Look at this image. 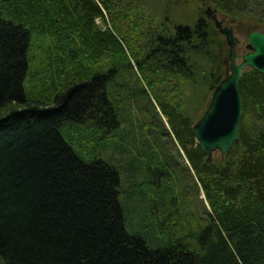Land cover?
Listing matches in <instances>:
<instances>
[{
	"label": "trees",
	"instance_id": "1",
	"mask_svg": "<svg viewBox=\"0 0 264 264\" xmlns=\"http://www.w3.org/2000/svg\"><path fill=\"white\" fill-rule=\"evenodd\" d=\"M209 1L236 19L249 17L264 24V0ZM103 2L0 0V110L25 100L23 85L28 76H35L33 81L39 79L27 58L30 36L35 38L33 42L40 41L44 51L58 49L65 55L68 46L87 50V64L79 59L80 66L73 71L66 63L56 71L47 69L48 77L59 75L63 81L80 74L86 77V65L89 67L94 56L128 58L118 69L119 82L111 86L108 95L98 89L103 78L98 77L95 82L85 81L58 94L55 107H34L8 114L0 121V264H264V74L246 70L240 83L245 115L240 141L225 158L218 157L206 165L219 169L209 181L197 166L200 155L204 160L206 156L195 141L193 127L208 94L228 76L229 48L224 36L203 16L193 24H177L172 30L166 17V23L150 27L148 20L137 16L144 29L142 40L133 39V47L130 39L124 40V46L113 36L115 33L119 38L123 32L119 23L106 30L96 24L98 18L106 20L108 3ZM124 22L128 24L124 18L121 26ZM130 35L135 37L132 32ZM49 54L46 52V62L53 61ZM130 60L155 94L161 77L171 80L180 72L192 96L186 105L188 112L182 103L171 107L160 98L154 104L148 97L137 96L145 89ZM59 86L64 90V82ZM88 103L100 111L88 123L85 120L97 138L96 129L113 133L121 124L118 114L129 119L131 109L139 107L145 132L155 138L174 139L181 146L190 142L192 149L186 155L200 182L179 184L180 192H195L198 207L193 210L192 203L181 199L180 206L171 207L173 202L166 200V195L172 186L159 193L158 202L150 194L152 185L149 191L141 190V184L125 191L120 159L117 163L100 159L95 164L77 159L64 145L57 127L66 119H78ZM158 106L168 119L171 133L163 126ZM250 114L258 120L253 127L247 124ZM146 116L150 122L145 121ZM113 134L112 152H130L124 169L129 167L136 181L145 179L144 169L138 166L143 161L134 158L143 151L133 148V135L123 129ZM129 142L127 149L124 143ZM96 144L103 146L99 140ZM200 189L206 201L200 199ZM180 195L185 197L186 193ZM153 208L166 210V220L173 225L166 228L175 233L165 235L159 224L142 231L130 220L133 215H147L149 219L145 209ZM174 209L176 214L185 210L186 224L178 223L176 214L169 213ZM140 232L147 233L149 241L159 236L165 247L149 250Z\"/></svg>",
	"mask_w": 264,
	"mask_h": 264
},
{
	"label": "bare ground",
	"instance_id": "2",
	"mask_svg": "<svg viewBox=\"0 0 264 264\" xmlns=\"http://www.w3.org/2000/svg\"><path fill=\"white\" fill-rule=\"evenodd\" d=\"M98 1L104 3L103 0H98ZM120 3L129 4V1L122 0L120 1ZM104 12H107V9L106 10L104 9ZM97 20H101V18H98ZM97 26L99 27V29H103L102 27L99 26V24H97ZM113 36L116 39H118L119 42L122 43V45L126 46V41L124 40H127V39L125 38L122 32H119V38L116 36L115 33H113ZM29 40L30 41H29V46L27 48V58H28V62L30 66H34V65L36 66V64H38V61L41 60V58L39 57L46 55V52L50 53L49 57L53 60L52 62H48V64L46 63V65L48 66L50 70H55V71L59 70L60 68L58 66L59 65L61 66L63 63H66L68 64L66 68L73 71L79 68L80 66V63L78 61L79 59L82 60V63L84 65L87 64L86 63L87 50L81 46L79 47L78 46L76 47L68 46L66 47L67 53L65 55H62L60 51H58V49H51L50 51L42 50V47L40 46V44H38V42L40 41L36 43L33 42L35 38L32 36H30ZM114 59L115 60H113L112 58L110 60L109 57L104 56V55L94 56L93 59L90 60L89 67L86 65L87 67L86 77L84 76V74H80L79 76L71 77L65 81H63V79L59 75H57V77L54 75L53 78H51L47 76L46 74L47 71H41L42 77L39 75L38 81L37 80L33 81L31 86H30V83H28V80L25 81L23 85L24 91H25L24 92L25 100H23L22 102H13L12 105H9L8 107L2 108L0 110V121L4 120L8 114L20 113L23 111H27L28 109H32L34 107H38L39 109L43 107L48 108V106L55 107L56 103L54 101H57L56 97L58 94H60L61 92H64L67 88H73L77 86L78 84L85 82V81L95 82L96 80H98V77H103L102 82L100 83V85H98V89L100 88V90L101 89L104 90L103 93L108 95L110 93L111 86H114V84H117V82H119L118 77H117L118 69L126 62V59L128 58H124V56H115ZM129 64L132 65L134 72L138 74L142 82V87L143 89H145V93L144 92L141 93V90H139L137 92V96L141 98L148 97L150 102L152 101L154 104H156V100L158 101V98H160L164 100V103H166V105H170L171 107H175L177 105L180 106V102L178 104L177 102H170V100H168L169 97L172 96L171 90L173 89V88L169 89L170 85L172 84L169 78L165 76L160 78L161 85H159V87L156 88L157 92L155 94L153 90L151 89L150 84L147 83V81L142 76H140V72L138 70V67L134 63V61L130 60ZM62 82H64V85H65L64 90L63 88L59 86L61 85ZM56 88H57V92L54 91L56 90ZM216 88L212 91L211 100L213 99V94L216 91ZM159 89L161 90L160 93H162L163 97L168 98V99L162 98L161 94H159ZM123 92H125V90ZM157 108H158L159 116L161 117V120L163 122L164 128L169 130V132L171 133V129H170L167 117L161 112L159 106ZM208 108L205 110V112L208 110ZM138 109L139 107H133L131 109L132 112L130 114L129 119L126 118L124 115L120 116L118 114V117L121 120V124L118 126L117 129H114L113 133H115V131L117 130L119 131L120 129H123V130L130 132L133 135V144L135 145L133 148L134 149L139 148L141 152L143 151V153L141 154L139 153L135 155L134 158L140 159L143 161V163L138 166L141 169H144L145 172L143 173L146 177H147V172L148 173L150 172L151 178H152V173H153L154 178H153L152 184H154L156 179L161 175H162L161 177H163V175H166V176L168 175L170 180H173V182L171 183L172 189L166 195L167 196L166 200H168L171 198V197L169 198V196L174 194L176 187H178L179 190H181V186L179 184L180 182H184V181L187 182V180H190L194 183L200 182L199 173L197 172V170H195L190 165V161L186 155V153L192 149V144L190 142H187L188 144L186 146H181L179 143L175 141L173 142V144L175 145H173L171 149L162 150L161 146L166 144L168 141H171V139H168L165 136H161V137L159 136L158 138H155L152 136V133L145 132L143 125H142L141 114L138 111ZM180 111H181V107H180ZM205 112L201 115V117H199L196 120L194 127H193V133H194V128L196 124L203 118ZM95 115L96 116L100 115L99 108L96 105H93V103H88L85 106L81 115H79L78 119H76L78 121L76 120L74 121L73 119H66L62 121L61 124H59V126L57 127V132L59 134V137L61 138L64 145L67 147V149L71 151L74 156L77 155L78 156L77 159L79 160L81 159L82 161H85L84 163L86 164H95L97 163L98 160L107 159V158L114 161L116 158L119 157L116 151L112 152L113 141L116 140V135H114L112 131L104 133L102 132V130L100 131L96 129V132L99 133L98 134L99 138H97L95 137L96 135L93 136L92 132H90V128H91L90 126H87L88 128L84 127L85 123L90 121L89 118H91V116H94L95 118ZM244 117H243L241 126L243 124ZM85 120L87 121L85 122ZM132 123L134 124L132 125ZM247 124L249 127H253L255 124H258V120H256L250 114L247 119ZM75 126H76V129L74 128ZM156 129L159 130V128H156ZM240 133H241V128H240ZM157 135H159V133H157ZM194 138H195L196 143L200 145V143L198 142L196 138L195 133H194ZM97 140H99V143L103 142L104 149L107 152L104 156L97 155V152L95 151V148L97 147V144H96ZM87 142H89L90 145L86 144V146H84L83 144ZM196 143L195 145L197 146ZM130 146L131 145L128 143L124 145V147L127 149ZM108 151H111L114 155L113 154L110 155ZM204 155L206 156V159L204 160V158H202L200 155L197 166L200 172L202 173L201 176L207 178L210 181V179H213L214 177L217 176V174H219V171H218L219 169L216 170L215 168H208L206 165L213 164L216 158L218 157L225 158L227 155L222 156L220 151H216L214 152L212 162H208L207 161L208 156L205 153ZM182 191L183 193H186L185 197H182L180 195ZM182 191L179 194L175 195L177 196V199H175L176 203L177 204L180 203L179 199L188 200L193 197L192 204H193V210H195L198 207V203L196 202V198L194 197L195 192L190 191V190L188 191L182 190ZM200 193H201V196L203 195L204 198H206L203 189H200ZM158 207H160V204H158ZM152 210H154V208ZM181 211L182 213L185 212V210H181ZM150 216H149V219H147V217L144 218L140 215L134 216L133 222H137L134 225L136 227L137 225H140L138 227H141L142 231H147L148 228L152 227V225H155V223L150 224V222L154 221V220L152 221V218H151L153 217V214L151 217ZM128 218L129 216L128 217L126 216V219ZM126 219L124 220L125 222L127 221ZM122 226L124 230H128V228L126 227L127 224L122 223ZM169 232L170 233L172 232L171 234L175 233V231H172V229H170ZM140 233L147 240V247L150 248L149 250L155 251V250L162 249L165 247V245L162 244L161 241L159 240V236L156 237L155 240L149 241L146 238L147 233H144V232H140Z\"/></svg>",
	"mask_w": 264,
	"mask_h": 264
},
{
	"label": "rangeland",
	"instance_id": "3",
	"mask_svg": "<svg viewBox=\"0 0 264 264\" xmlns=\"http://www.w3.org/2000/svg\"><path fill=\"white\" fill-rule=\"evenodd\" d=\"M106 1L108 3L107 4L108 9H107V12H105L106 20H105V22L103 20H97V24H99V26L102 27L103 30H106L105 29L106 27H108V28L115 27L116 23H119L120 24L119 28H121V30L123 29V32L121 30L120 31L124 34V36L127 40L130 39L129 45H131V46L133 45V39L135 41L142 40L141 36L144 35V29H142V25H141L140 21L138 20L139 17L145 19L146 21L148 20L150 27L156 26V24L159 25L160 23H164V22L166 23V21L164 19V17H166L168 19L167 25H168L169 29L172 30L173 27L177 24H180V25H184L185 23L193 24L192 22H194L196 18H200L203 16L205 19H207V21H209L211 23V25L214 27V29L216 31H218L221 35L224 36V39H225L226 44H227L226 36L223 33H221L220 29L216 26L215 21L212 18H210L209 14H208L207 9L209 7H211L215 11L213 13L217 14L219 20H224L225 24L228 27L234 28L235 36L237 37V40H238L237 52H238L239 56H242V55H245L249 52H252V48L248 45V42H247V37H248L249 33H251V31L257 30V31L264 32V24L262 21L258 22L254 18H249V17L240 18V19L237 18L238 19L237 20L236 17L225 14L221 10H217L210 3L209 0H127V1H129V4L120 3V1H122V0H106ZM261 8H262V12H264V6ZM255 15L259 16L258 14H255ZM137 16H138V18H137ZM124 18L128 22V24L125 25V22H124L121 26V23L123 22ZM127 26H128V28H127ZM159 29H161V28H159ZM130 32H132L137 39L135 37L131 38L132 36L130 35ZM227 46H228V44H227ZM228 48H229V46H228ZM46 61H48V60L45 58V55H43V56H41V62L39 64H36V66L35 65L33 66V72H35V74L37 75V78L39 77L40 74H42L41 71H47L48 66L44 63ZM240 62L241 61H239L238 63H240ZM46 63L48 64V62H46ZM33 72H32V74H33ZM163 74H164V72H162V75ZM162 75L158 76L157 78L161 77ZM28 77H29L28 83H30V86H31L33 80L35 79V76H32L33 79H31V76H28ZM171 83L172 84L170 85L169 89L173 88L174 90L173 89L171 90L172 96H170L169 99L163 97L162 93H160L161 92L160 89H159V94H161L162 98L170 100V102H177L178 104H179V102L182 103L183 107L187 111L186 105L189 106V101L191 100V97H192V96H189L190 92H189L188 85H187V79H185L183 76L180 77V72H177L176 76L171 79ZM211 96H212V93H209L207 96V101L205 102L202 110L199 111L198 118L201 117V115L205 112V110L210 105ZM145 121L150 122V118L148 116H146ZM87 126H89V125H84L85 128ZM74 128L76 129V127H74ZM171 141L174 142V139ZM151 142H152V140H151ZM86 144L90 145L89 142L84 143L83 145L86 146ZM128 144H130V142ZM171 147H172V145H171L170 141H168V144L166 143V144L161 146L162 150L163 149L164 150L165 149H171ZM96 150H97V155L104 156L107 153L105 151V149L103 148V146H97ZM126 151L128 152V154H124V153L119 154V152L116 151L118 153L119 157L113 161V162L117 163V161L119 159L121 160L120 164H122L121 169L123 171L122 172L123 174L121 173V176H122L121 181H122L123 189L126 191V189L128 187H130L131 190H134L133 188L135 187V184H137V185L141 184V187H140L141 190L143 188V190L146 189L149 191V188L152 185L153 188H152L150 194H151V196H153L154 201L158 202V200L160 198V197H158L159 193L162 191L166 192V189H165L166 186H172L171 183L173 182V180L170 181L168 175L167 176L163 175V177H161L162 176L161 175L156 179L155 183L152 184L154 175L152 173V178H151L150 172L149 173L147 172V177L144 175L146 180L145 179H143V180L138 179L136 181L135 179L132 178V175L130 174L129 167L126 170L124 169V166L126 165L127 160H128V155L130 154L129 150H126ZM108 152L111 153V151H108ZM179 193H180V190L178 187H176L174 194L170 196L171 198L169 197L170 199H168V201L170 200L173 202L172 206L170 205L171 207L180 206L181 202L179 204H177L175 201V199H177V196H175V195L179 194ZM200 199H202L204 201L205 198L202 195ZM205 201H206V199H205ZM196 202L198 203V205L200 204L199 198L196 199ZM184 203H193V202H192V200L188 199V200H184ZM141 207H142V205H141ZM173 208H175V207H173ZM145 210L149 216L150 215L152 216V214H153L152 221L153 220L154 221L150 222V224L155 223L157 225L159 224L160 226L162 225L161 230L163 231V233H165V235L169 234V230L166 227L169 225L170 221L167 222V220H166V218H167V216L165 214L166 210H160V211H158L157 209L150 210V211H149V209L148 210L145 209ZM176 212L177 211H175V209H174V210L170 211L169 213H173L175 215ZM134 216L135 215H133L131 217V219H130L131 221L134 219ZM127 217H128V215H127ZM146 217H148V216L146 215ZM175 218L180 219V221L178 220V223L183 222V221H185V213H182V211L180 210V212L175 215ZM127 222H129V218L127 219ZM190 223L192 224L193 222H190ZM183 224H186V222H183ZM169 226L172 227L173 225H169ZM183 228L187 229V227L185 225L183 226ZM170 229H172V228H170Z\"/></svg>",
	"mask_w": 264,
	"mask_h": 264
},
{
	"label": "water",
	"instance_id": "4",
	"mask_svg": "<svg viewBox=\"0 0 264 264\" xmlns=\"http://www.w3.org/2000/svg\"><path fill=\"white\" fill-rule=\"evenodd\" d=\"M208 8L210 18L215 21L221 33L226 36L230 47V73L220 82L213 94V99L203 118L196 124L194 133L203 152L212 162L214 152L220 151L226 156L240 139V128L244 117L240 82L247 68H253L264 74V32L252 31L247 42L253 51L242 57L237 53L238 40L234 29ZM242 58L241 63L237 59Z\"/></svg>",
	"mask_w": 264,
	"mask_h": 264
}]
</instances>
